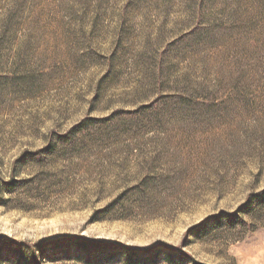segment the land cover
I'll list each match as a JSON object with an SVG mask.
<instances>
[{"label": "rangeland", "instance_id": "1", "mask_svg": "<svg viewBox=\"0 0 264 264\" xmlns=\"http://www.w3.org/2000/svg\"><path fill=\"white\" fill-rule=\"evenodd\" d=\"M264 0H0V264H264Z\"/></svg>", "mask_w": 264, "mask_h": 264}, {"label": "trees", "instance_id": "2", "mask_svg": "<svg viewBox=\"0 0 264 264\" xmlns=\"http://www.w3.org/2000/svg\"><path fill=\"white\" fill-rule=\"evenodd\" d=\"M259 197H261V201H264V192H261L260 194H259Z\"/></svg>", "mask_w": 264, "mask_h": 264}]
</instances>
